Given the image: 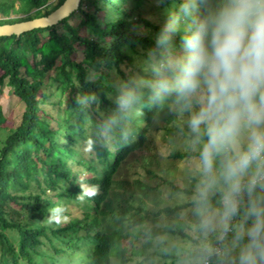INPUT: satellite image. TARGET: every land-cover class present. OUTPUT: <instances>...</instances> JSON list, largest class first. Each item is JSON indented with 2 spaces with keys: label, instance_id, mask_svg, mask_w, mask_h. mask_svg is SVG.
Returning a JSON list of instances; mask_svg holds the SVG:
<instances>
[{
  "label": "trees",
  "instance_id": "1",
  "mask_svg": "<svg viewBox=\"0 0 264 264\" xmlns=\"http://www.w3.org/2000/svg\"><path fill=\"white\" fill-rule=\"evenodd\" d=\"M64 1L0 0V24L46 16ZM180 2L81 0L55 25L0 36V86L6 83L24 104L21 123L0 139V264H58L62 257L75 256L74 264H130L137 258L136 264H147L156 258L208 255L210 264H226L227 242L216 234L211 244L221 243L220 255L205 245L173 254L158 240L170 236L199 244L190 234L191 223L180 217L193 201L152 211L145 200L164 189L195 193L196 175L183 187L165 178L158 163L152 166L155 155L142 157L153 148L156 131L191 140L173 98L149 103L145 97L118 129L105 138L98 135L97 125L114 108V84L137 69ZM74 15L80 17L75 25L70 21ZM179 36L174 37L177 44ZM89 93L96 97L93 102L77 103ZM6 122L0 107V124ZM169 157L193 161L198 152L173 151ZM81 185L95 186L96 194L77 199ZM63 204L69 210L60 215L68 218L50 221V209H63ZM211 204H217L215 196Z\"/></svg>",
  "mask_w": 264,
  "mask_h": 264
},
{
  "label": "clouds",
  "instance_id": "2",
  "mask_svg": "<svg viewBox=\"0 0 264 264\" xmlns=\"http://www.w3.org/2000/svg\"><path fill=\"white\" fill-rule=\"evenodd\" d=\"M113 87L114 108L98 135L118 129L145 97L173 98L176 110L188 113L192 146H199V229L227 242L235 252L230 264H264V0H181L137 69ZM95 99L89 93L77 103ZM95 194V186L81 185L77 199ZM62 211L50 209V221L59 223Z\"/></svg>",
  "mask_w": 264,
  "mask_h": 264
},
{
  "label": "rangeland",
  "instance_id": "3",
  "mask_svg": "<svg viewBox=\"0 0 264 264\" xmlns=\"http://www.w3.org/2000/svg\"><path fill=\"white\" fill-rule=\"evenodd\" d=\"M145 15L149 16V5H147L144 9ZM18 15H13L11 17H16ZM103 13H100L99 21L101 22L103 20ZM2 15L0 14V19H2ZM80 20L79 15H74L70 21L72 24H77ZM154 21H156L155 18H153ZM138 29L142 32H146V28H143L141 24L138 25ZM138 49L142 51V48L138 46ZM76 58L78 60H81L84 58V52L82 50L81 45H77V52H76ZM1 74V70H0ZM0 107L3 110L4 116L7 118V122L4 124H0V139L5 138V136L8 134L9 130L11 128L17 127L21 123L22 114L24 111V104L23 102L14 94H12L10 87H8L5 84L0 86ZM180 118L184 122L188 119V114L181 113L180 112ZM154 143L153 148L145 149L143 151L142 157L147 156H154L155 159L152 161V166H157L156 163H158V168L161 169L160 173L168 179L173 180L175 183H178L179 185L185 187L189 186L190 182L189 179L191 175L195 173L196 165L198 163L197 159L195 158L193 161H185V160H173L169 157L170 153L173 151H196L198 152L199 146H192L191 140L185 139L180 135L175 138H171L170 136L163 135L162 131H156L154 132ZM85 150V147L82 146V150ZM157 152V157H156ZM156 160V162H155ZM133 173V169L130 171L129 174ZM136 177V176H134ZM197 183V182H196ZM195 191V187L193 188ZM194 194H185L182 192H175L173 194H169V191L167 189L163 190V193L157 194V196L153 197L150 196L148 199L145 200L149 204V209L152 211L158 210L160 207H163L165 205H175L178 203H184V202H190L193 201ZM213 207H218V205H214ZM66 204H63V211H68ZM76 215L77 211H73ZM78 215V214H77ZM181 218L186 219L189 223H191L192 230L190 231V234L192 237L199 242V244L181 239V238H175L170 236H164L158 238L160 242H165V252L169 253H181L182 248L185 250H195L198 245H205L208 246L210 250H212V244H211V238L215 235V233H207L204 234L198 227V218L194 214V206L186 209L183 211V213L180 215ZM68 217L63 216V219L66 220ZM62 219V220H63ZM63 220V221H64ZM186 253V251L184 252ZM235 256V252L229 253L228 256H226V264L230 263V258ZM78 256H75V258H68V257H62L61 260H59L58 264H74V261L77 259ZM138 258L135 260L137 262ZM133 261L130 264H136V262ZM204 259H186V260H176L173 261L172 259H162V258H156L153 261L147 262V264H193L195 262H199V264H203ZM114 264H117V262H114ZM214 264H222L220 263H214Z\"/></svg>",
  "mask_w": 264,
  "mask_h": 264
},
{
  "label": "water",
  "instance_id": "4",
  "mask_svg": "<svg viewBox=\"0 0 264 264\" xmlns=\"http://www.w3.org/2000/svg\"><path fill=\"white\" fill-rule=\"evenodd\" d=\"M80 2L81 0H65L58 8L46 16L15 23L0 24V36L20 35L36 28L55 25L70 16L79 7Z\"/></svg>",
  "mask_w": 264,
  "mask_h": 264
},
{
  "label": "built area",
  "instance_id": "5",
  "mask_svg": "<svg viewBox=\"0 0 264 264\" xmlns=\"http://www.w3.org/2000/svg\"><path fill=\"white\" fill-rule=\"evenodd\" d=\"M212 252H213V254H218V255L222 254L221 243L216 244L213 247ZM203 264H210V256L209 255L205 257Z\"/></svg>",
  "mask_w": 264,
  "mask_h": 264
}]
</instances>
